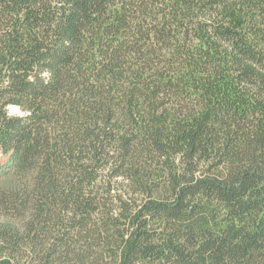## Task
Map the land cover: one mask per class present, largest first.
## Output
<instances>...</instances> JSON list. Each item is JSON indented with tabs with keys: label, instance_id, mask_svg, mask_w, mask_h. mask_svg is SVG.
Segmentation results:
<instances>
[{
	"label": "trees",
	"instance_id": "16d2710c",
	"mask_svg": "<svg viewBox=\"0 0 264 264\" xmlns=\"http://www.w3.org/2000/svg\"><path fill=\"white\" fill-rule=\"evenodd\" d=\"M0 264H264V0H0Z\"/></svg>",
	"mask_w": 264,
	"mask_h": 264
},
{
	"label": "rangeland",
	"instance_id": "374dc122",
	"mask_svg": "<svg viewBox=\"0 0 264 264\" xmlns=\"http://www.w3.org/2000/svg\"><path fill=\"white\" fill-rule=\"evenodd\" d=\"M11 111H12L13 113H14V112H17L16 109H11ZM3 161H4V159H3ZM3 161H2V162H3Z\"/></svg>",
	"mask_w": 264,
	"mask_h": 264
}]
</instances>
